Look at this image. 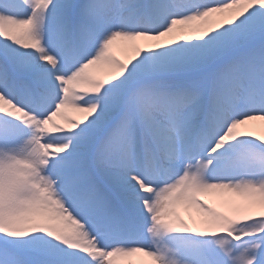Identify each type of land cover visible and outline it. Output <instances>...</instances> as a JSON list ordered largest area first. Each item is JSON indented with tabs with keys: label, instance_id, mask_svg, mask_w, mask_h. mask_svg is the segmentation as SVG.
<instances>
[{
	"label": "snow or ice",
	"instance_id": "obj_1",
	"mask_svg": "<svg viewBox=\"0 0 264 264\" xmlns=\"http://www.w3.org/2000/svg\"><path fill=\"white\" fill-rule=\"evenodd\" d=\"M256 120L264 0H0V264H264Z\"/></svg>",
	"mask_w": 264,
	"mask_h": 264
},
{
	"label": "bare ground",
	"instance_id": "obj_2",
	"mask_svg": "<svg viewBox=\"0 0 264 264\" xmlns=\"http://www.w3.org/2000/svg\"><path fill=\"white\" fill-rule=\"evenodd\" d=\"M113 51L117 54V52H121L122 57H126L127 55L130 54V49L127 46V42L120 41L118 40L115 42L113 46ZM92 71L97 74L102 76V74H107L108 68L106 65H98L94 66ZM67 113L70 116H77L79 115L78 113L74 112L71 108L66 110ZM250 130L255 131L257 134H264V121L262 120H256L250 123L249 125ZM206 199L209 200V204H211L213 207L217 209L223 210L224 207V201L226 199L225 195H222L220 193H210L206 195ZM181 209L180 213L184 216L185 219L191 220L193 217L199 216L201 213L200 211L195 208V207H187L185 205L179 206ZM141 258V257H140ZM138 257V260L141 261H147L146 259L143 258V260ZM137 261V264L140 262Z\"/></svg>",
	"mask_w": 264,
	"mask_h": 264
}]
</instances>
